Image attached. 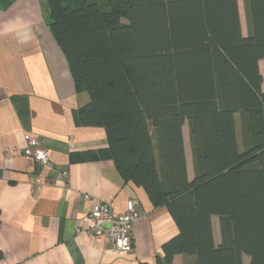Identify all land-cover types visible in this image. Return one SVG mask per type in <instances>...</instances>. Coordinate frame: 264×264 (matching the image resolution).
I'll list each match as a JSON object with an SVG mask.
<instances>
[{
	"label": "trees",
	"instance_id": "16d2710c",
	"mask_svg": "<svg viewBox=\"0 0 264 264\" xmlns=\"http://www.w3.org/2000/svg\"><path fill=\"white\" fill-rule=\"evenodd\" d=\"M46 2L75 88L89 97L74 123L100 126L107 138L106 148L71 159H111L168 210L178 232L154 264L177 254L194 264H244L243 255L264 264V0H243L246 36L238 0Z\"/></svg>",
	"mask_w": 264,
	"mask_h": 264
},
{
	"label": "crops",
	"instance_id": "0c3cea01",
	"mask_svg": "<svg viewBox=\"0 0 264 264\" xmlns=\"http://www.w3.org/2000/svg\"><path fill=\"white\" fill-rule=\"evenodd\" d=\"M47 20L43 0H0V264H154L178 229L168 210L154 207L141 186L123 180L111 159H71L72 153L106 148L107 138L100 126L74 123L73 111L89 97L76 90ZM258 65L264 91V59ZM32 134L55 168L21 153ZM183 137L192 178L188 126ZM62 171L67 175L59 178ZM130 199L138 214L133 246L117 254L111 243L95 241L88 213L93 200L118 214ZM212 229L219 244L218 216H212ZM243 262L249 264L247 255ZM172 264H194V257L177 254Z\"/></svg>",
	"mask_w": 264,
	"mask_h": 264
},
{
	"label": "built area",
	"instance_id": "2783aa9c",
	"mask_svg": "<svg viewBox=\"0 0 264 264\" xmlns=\"http://www.w3.org/2000/svg\"><path fill=\"white\" fill-rule=\"evenodd\" d=\"M11 150L16 151L14 147ZM21 153L49 168H55L48 151L41 146L35 134L27 137V144L21 150ZM66 175V171L57 172L59 178ZM84 198L90 200L88 194H84ZM88 218L90 220L88 230L92 233L96 242L111 243L112 251L117 254H126L132 250L133 227L135 220L138 218L134 200H128L125 211L118 214L111 211L108 203L93 200L91 201Z\"/></svg>",
	"mask_w": 264,
	"mask_h": 264
},
{
	"label": "rangeland",
	"instance_id": "374dc122",
	"mask_svg": "<svg viewBox=\"0 0 264 264\" xmlns=\"http://www.w3.org/2000/svg\"><path fill=\"white\" fill-rule=\"evenodd\" d=\"M43 4H44V7L46 9V12L48 13L49 15V9H48V5H47V2L46 0H43ZM238 4H239V10H240V13H241V21H242V27H243V30L244 32L247 30V24H246V20H245V10H244V3H243V0H238ZM237 130H238V140H239V144H240V147H241V134H240V123H239V117H237ZM184 127V131H185V135L187 133V124L185 123L183 125Z\"/></svg>",
	"mask_w": 264,
	"mask_h": 264
}]
</instances>
